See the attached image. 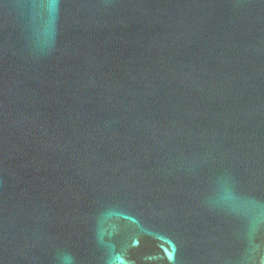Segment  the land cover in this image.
Instances as JSON below:
<instances>
[{
	"label": "water",
	"instance_id": "1",
	"mask_svg": "<svg viewBox=\"0 0 264 264\" xmlns=\"http://www.w3.org/2000/svg\"><path fill=\"white\" fill-rule=\"evenodd\" d=\"M0 264H264V0H0Z\"/></svg>",
	"mask_w": 264,
	"mask_h": 264
}]
</instances>
